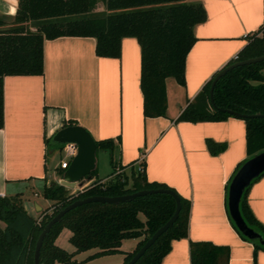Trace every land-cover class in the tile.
<instances>
[{"label":"crops","instance_id":"obj_1","mask_svg":"<svg viewBox=\"0 0 264 264\" xmlns=\"http://www.w3.org/2000/svg\"><path fill=\"white\" fill-rule=\"evenodd\" d=\"M194 1L204 5L207 17L194 25L197 39L186 59V84L174 76L166 77L165 115H144L141 45L135 36L122 38L121 55L117 57L99 55L95 36L46 38L42 74L6 75L0 195L24 192L25 207L35 217L52 204L51 199H42L37 188L50 185L52 180L60 182V171L66 168L61 167L63 154L53 135L73 121L88 128L96 140H114L112 147L99 148L111 151L113 169L101 177L96 165L98 177L105 180L123 165L129 172L144 158L149 180L167 183L190 200L188 235L172 240L161 264H192L191 240L228 245L230 257L223 264H254V243L232 224L227 199L228 183L238 164L249 157L246 120L238 115L200 121L177 117L244 47L247 34L264 25V0ZM18 3L0 0L4 22L0 28L16 25ZM39 22L30 21V27ZM208 139L222 147L212 151ZM97 176H88L78 187L83 188ZM247 200L264 224V174L251 183ZM132 238L127 248H123L126 238L122 240L121 252L132 251L141 239ZM256 264H264V249H258Z\"/></svg>","mask_w":264,"mask_h":264},{"label":"trees","instance_id":"obj_2","mask_svg":"<svg viewBox=\"0 0 264 264\" xmlns=\"http://www.w3.org/2000/svg\"><path fill=\"white\" fill-rule=\"evenodd\" d=\"M18 1L16 25L0 28V128L5 123L4 77L8 74H42L44 41L61 35L95 36L96 52L102 56L116 57L121 55L123 37H137L141 45L140 83L144 115H165L168 106L166 77L174 76L178 82L186 84V59L197 39L194 25L207 17L204 5L194 0ZM100 2L105 9L96 11ZM30 21L40 22L31 28ZM3 23L0 18V25ZM247 37L248 42L230 62L264 53V25L248 33ZM214 76L188 102L177 120H220L234 115L226 108L246 113L264 112V60L238 65L224 73L214 87L215 104L210 98ZM241 117L246 120L250 157L264 149V117ZM113 141V138L96 140L97 150L112 147ZM207 142L214 152L222 147L214 140L208 139ZM59 147L62 150L63 143H59ZM245 160L238 164L236 171ZM139 166L143 169L132 165L129 172L123 170L124 165L120 166L121 170L114 169L105 180L96 175L95 168L89 177H97L76 191H71L59 181L45 185L42 193L52 200V204L39 217L26 209L24 192L0 195V264H34L39 233L50 218L75 199L95 194L120 195L143 188L176 190L167 183L149 180L144 158ZM263 174L264 171L252 182ZM251 183L243 192L240 210L246 222L264 237V224L253 214L247 200ZM176 192L182 204L177 219L133 264H161L171 249L172 240L188 235L191 202ZM52 206L53 210L49 212ZM175 208L176 200L168 192H149L120 202L89 201L79 204L68 210L47 233L40 261L42 264H86L85 260L75 257L76 252L98 247L99 250L89 257L115 253L122 251L120 247L124 238L141 237L137 246L126 252L121 263L125 264L172 216ZM142 213L144 218L141 217ZM228 215L241 236L254 243L256 264L257 251L264 249V242L244 234L235 224L229 208ZM64 227L71 230L69 239L75 245L74 251L56 242ZM190 251L192 264H223L230 257L228 245L216 244L211 240H191Z\"/></svg>","mask_w":264,"mask_h":264},{"label":"water","instance_id":"obj_3","mask_svg":"<svg viewBox=\"0 0 264 264\" xmlns=\"http://www.w3.org/2000/svg\"><path fill=\"white\" fill-rule=\"evenodd\" d=\"M264 60V53L252 56L246 59L235 60L223 66L218 70L212 80L210 87V98L215 104L214 87L217 80L228 70L238 65L252 63ZM227 111L238 116H263L264 112L246 113L232 108H226ZM54 140L59 143L75 142L78 146V151L70 161V164L63 172L60 183L69 186H81L84 184L85 177L96 168L97 165V142L90 130L82 124L72 123L64 125L56 131L53 135ZM264 171V149L248 157L243 164L235 172L229 184L228 190V208L231 217L238 228L250 238H259L264 242L263 235L253 227H251L244 219L240 210V201L245 188ZM149 192H168L172 194L176 200V208L172 216L161 226H159L153 234L143 243V245L136 251L130 260L125 264H133L139 257L150 247L154 241L177 219L181 209V198L176 190L172 188L158 187V188H143L134 192H129L120 195H105L95 194L82 198L75 199L61 208L43 227L38 235L35 251H34V264H42L40 261L41 248L47 233L51 230L52 226L62 219V216L71 208L89 201H104V202H120L134 199L138 195Z\"/></svg>","mask_w":264,"mask_h":264},{"label":"rangeland","instance_id":"obj_4","mask_svg":"<svg viewBox=\"0 0 264 264\" xmlns=\"http://www.w3.org/2000/svg\"><path fill=\"white\" fill-rule=\"evenodd\" d=\"M96 11H102L104 10V5L103 3H98V6L95 8ZM56 156V155H55ZM58 156V155H57ZM56 159V157H55ZM50 164L52 165L53 158L50 157ZM97 165H98V170H99V175L105 176L108 173H110L113 169V165L111 163V151L109 149H99L97 151ZM128 172V171H127ZM63 174V173H61ZM87 177H85L84 180H86ZM53 181H58V180H52L50 184ZM85 182V181H84ZM71 191H76L79 189L78 186L75 187H69L67 186ZM37 192H40V196L42 199H44L43 195V187L39 186L37 188ZM47 201V200H45ZM51 206V205H50ZM53 210V206L48 209L49 212ZM141 217L144 218V214H141ZM71 235V230L68 227H64L62 231L60 232L59 235V241L58 244L61 245L62 247L66 248L69 251H74L75 250V245L70 241L69 237ZM134 239L132 237H127L124 239V246L123 248H127L128 244L127 242L133 243ZM99 250L98 247H92L86 250L78 251L75 254V257L80 259L83 257H86V260L88 261L86 264H116L119 260H123L126 252H121L119 251L118 253H109L105 255H100V256H95V257H89L93 253L97 252ZM85 260V262H86Z\"/></svg>","mask_w":264,"mask_h":264},{"label":"built area","instance_id":"obj_5","mask_svg":"<svg viewBox=\"0 0 264 264\" xmlns=\"http://www.w3.org/2000/svg\"><path fill=\"white\" fill-rule=\"evenodd\" d=\"M237 57V54L235 55ZM78 151V146L75 142H66L62 147L63 157L61 159V167L66 168L69 166L70 161ZM140 169H143L142 166H139Z\"/></svg>","mask_w":264,"mask_h":264}]
</instances>
